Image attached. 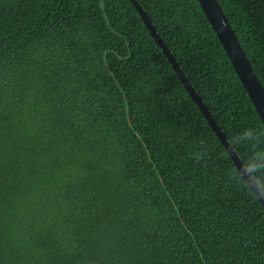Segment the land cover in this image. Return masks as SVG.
<instances>
[{
	"label": "trees",
	"instance_id": "obj_1",
	"mask_svg": "<svg viewBox=\"0 0 264 264\" xmlns=\"http://www.w3.org/2000/svg\"><path fill=\"white\" fill-rule=\"evenodd\" d=\"M135 1L227 141L264 130L197 1ZM217 2L264 88V0ZM233 166L129 0H0V264H264Z\"/></svg>",
	"mask_w": 264,
	"mask_h": 264
},
{
	"label": "water",
	"instance_id": "obj_2",
	"mask_svg": "<svg viewBox=\"0 0 264 264\" xmlns=\"http://www.w3.org/2000/svg\"><path fill=\"white\" fill-rule=\"evenodd\" d=\"M129 1L132 3L135 10L139 14V17L141 18L146 30L149 32L150 37H152L155 44L160 48L162 54L165 56L171 68L175 72L185 91L196 104L200 113L203 115L208 125L211 127L212 131L214 132V134L216 135V137L224 148L226 143H228L226 136L224 135V133L221 132L217 123L210 115L207 107L204 105L202 99L194 91L191 84L184 76L178 63L174 59L173 55L170 53L168 47L164 44L162 39L157 34L156 29L152 25V22L150 21L147 14L143 11V9L138 5L135 0ZM196 1L203 15L205 16L208 24L210 25L212 31L214 32L217 40L221 44L222 49L224 50L237 78L245 89L247 96L264 129V88L262 87L249 61L247 60L244 51L242 50L237 38L235 37L230 27V24L228 23V20L226 19L217 0ZM233 153L234 156L230 157V159L234 164L235 161L240 160L234 151ZM259 202L264 208V201Z\"/></svg>",
	"mask_w": 264,
	"mask_h": 264
},
{
	"label": "clouds",
	"instance_id": "obj_3",
	"mask_svg": "<svg viewBox=\"0 0 264 264\" xmlns=\"http://www.w3.org/2000/svg\"><path fill=\"white\" fill-rule=\"evenodd\" d=\"M242 144H264V130L250 127L234 135L224 146L227 156L233 157L232 149ZM201 155L198 153L196 159H200ZM227 175L235 187L244 190L257 201H264V148L257 147L247 159L235 161Z\"/></svg>",
	"mask_w": 264,
	"mask_h": 264
}]
</instances>
